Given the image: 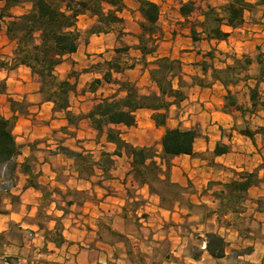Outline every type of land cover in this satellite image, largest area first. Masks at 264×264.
<instances>
[{
	"label": "crops",
	"instance_id": "crops-1",
	"mask_svg": "<svg viewBox=\"0 0 264 264\" xmlns=\"http://www.w3.org/2000/svg\"><path fill=\"white\" fill-rule=\"evenodd\" d=\"M152 1L160 6L162 30L154 53L144 56L139 48V2L126 0L121 23L82 37L77 51L57 66L59 78L76 83L69 110L82 118L75 123L44 97L29 66L0 70V113L14 117L20 146L12 183L0 189L2 264H264V0H244L248 6L233 23L227 20L229 8H239L236 0ZM28 8L11 11L19 15ZM209 9L222 21L210 20ZM81 18L90 20L86 27L95 21L82 14L78 26ZM210 24L228 37H213L204 26ZM14 48L2 23L0 56L12 59ZM159 57L182 64V84L178 78L173 83L184 97L169 107L167 125L199 132L194 155L170 158L169 177L184 192L169 206L135 177L130 154L122 149L114 155L117 145L86 116L100 96L124 93L119 82H131L141 93L157 92L149 68ZM114 59L124 68L112 70L113 80L105 81V62ZM98 78L101 83L91 89ZM10 98L23 107L13 109ZM120 128L126 142L155 145L161 153L165 127L156 125L151 109H138L137 124ZM245 128L252 136L241 132ZM217 144L230 149L215 154ZM61 147L81 152L88 162ZM105 152L113 158L108 169L102 166ZM241 171L257 172L259 182L237 211L223 213L211 183L221 186ZM199 205L205 211H195ZM209 232L225 238L223 257L202 249Z\"/></svg>",
	"mask_w": 264,
	"mask_h": 264
},
{
	"label": "trees",
	"instance_id": "trees-1",
	"mask_svg": "<svg viewBox=\"0 0 264 264\" xmlns=\"http://www.w3.org/2000/svg\"><path fill=\"white\" fill-rule=\"evenodd\" d=\"M137 1L142 15L139 48L145 56L156 51L157 38L162 33L158 25L160 6L152 0ZM235 3L239 8H229L227 20L229 23H233L242 14L243 8L248 6L244 0H236ZM25 4L29 5L26 12L19 15L12 13V7ZM126 8V0H0V26L4 23L7 37L15 43L12 59L8 60L0 56V70L13 68L20 63L29 66L39 77L44 97L54 103L56 110L65 111L71 122L75 123V117H78V120L82 118V115L75 116L69 110L70 93L76 91V83L59 78L56 68L68 54L78 49L82 38V31L78 27L80 15L88 13L95 18L86 30L87 34H92L105 32L114 24L121 23L123 18L120 13ZM214 11L209 9L205 15L210 20L221 22L223 18ZM212 12L215 16L210 18ZM204 26L211 29L209 33L213 37L219 39L228 37V32L222 31L217 25ZM105 64L109 67L103 76L105 81L113 80L112 70L120 71L124 68L119 59ZM203 69L206 70L205 64ZM149 71L159 89L157 92L141 93L135 84L119 82L124 93L100 96L86 116L99 132L105 133L108 140L117 145L114 155H121L122 149L130 154L135 177L142 183L148 184L151 191L164 200V188H182L169 177L170 158L181 154L194 155V143L199 132L193 128L184 129L167 125L169 107L174 101L184 97V92L180 88H175L173 83L174 79L178 78L179 83L182 84L181 61L170 57H159L150 66ZM101 81L99 78L93 80L91 89L96 90ZM0 91H5V85L1 81ZM256 97L257 94L252 92L253 102ZM227 99L234 104L230 90ZM9 101L13 109L20 103L13 98ZM141 108L151 109L152 119L156 125L165 127L160 141L161 153L155 145L135 146L123 138V130L120 126H135L137 110ZM13 126L14 117L7 118L0 113V175L5 179V186H0V189L4 190H8L6 182L12 183L17 168L16 157L20 152ZM241 132L252 136L249 128ZM229 149L227 144H217L214 153H226ZM59 150L83 161L81 152L66 147H61ZM111 155L105 152V160L103 164L100 163L107 169L113 163ZM258 182L257 172L241 171L239 178L223 183L222 188L214 191L221 202L220 211L224 213L229 210L237 211L245 199L247 190ZM225 203H229L232 207L226 206ZM207 237L206 249L214 257H223L226 247L225 238L215 232H209Z\"/></svg>",
	"mask_w": 264,
	"mask_h": 264
},
{
	"label": "rangeland",
	"instance_id": "rangeland-1",
	"mask_svg": "<svg viewBox=\"0 0 264 264\" xmlns=\"http://www.w3.org/2000/svg\"><path fill=\"white\" fill-rule=\"evenodd\" d=\"M89 21L90 20L88 18H81L80 21H79V26L78 27L82 31V37H83V39H85L88 36V34L86 33V30L92 25V24H90L89 27H86L87 24H89ZM17 106H19L20 108L23 107V105L22 106L21 105H17ZM81 160H83L82 162H86L87 163L88 162V157L84 156ZM8 184H10V183L9 182H6V185H8ZM211 184H212L211 187L212 188H215V190H218L219 188H222V186H219L217 183H214L213 182ZM190 187L191 186L189 185V188ZM158 188H160V187H158ZM161 188H163V187H161ZM183 192H184V189L183 188H179V187L164 188V190H163V197H164V200L163 201H164V204L167 205V206L173 204L177 199H179L181 197V195L183 194ZM225 205L228 206V207H230V208L232 207L231 205H229V203H225ZM220 206H221V202L219 200V209L221 208ZM234 208H236V207H234ZM194 209L197 212H199V211L200 212L205 211V208H204L203 205H199V206L195 207ZM207 240H208V237L203 242L202 249H206L203 246H204V244L207 243ZM193 252L194 253H197L198 252V250H197L196 247H193ZM0 264H2V263L0 262Z\"/></svg>",
	"mask_w": 264,
	"mask_h": 264
},
{
	"label": "built area",
	"instance_id": "built-area-1",
	"mask_svg": "<svg viewBox=\"0 0 264 264\" xmlns=\"http://www.w3.org/2000/svg\"><path fill=\"white\" fill-rule=\"evenodd\" d=\"M203 247H205L206 248V244H204V246Z\"/></svg>",
	"mask_w": 264,
	"mask_h": 264
}]
</instances>
